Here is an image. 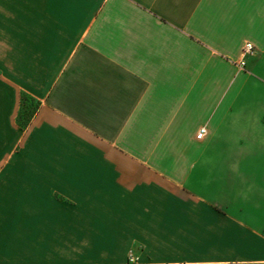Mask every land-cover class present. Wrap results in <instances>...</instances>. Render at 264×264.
I'll return each instance as SVG.
<instances>
[{"label": "crops", "instance_id": "0c3cea01", "mask_svg": "<svg viewBox=\"0 0 264 264\" xmlns=\"http://www.w3.org/2000/svg\"><path fill=\"white\" fill-rule=\"evenodd\" d=\"M131 253L264 264V0H0V264Z\"/></svg>", "mask_w": 264, "mask_h": 264}, {"label": "trees", "instance_id": "16d2710c", "mask_svg": "<svg viewBox=\"0 0 264 264\" xmlns=\"http://www.w3.org/2000/svg\"><path fill=\"white\" fill-rule=\"evenodd\" d=\"M20 104L21 106L17 117V122L20 128L25 130L38 112L40 104L27 95L21 96Z\"/></svg>", "mask_w": 264, "mask_h": 264}, {"label": "built area", "instance_id": "2783aa9c", "mask_svg": "<svg viewBox=\"0 0 264 264\" xmlns=\"http://www.w3.org/2000/svg\"><path fill=\"white\" fill-rule=\"evenodd\" d=\"M244 54L246 55H252L253 54V46L251 44H247L244 50ZM241 67L245 66L244 62H241ZM207 129L206 128H201L199 130V132L197 133L196 139L198 141H202L206 138L207 136ZM127 264H138V259L133 255V253L130 254L129 259H128V263Z\"/></svg>", "mask_w": 264, "mask_h": 264}, {"label": "rangeland", "instance_id": "374dc122", "mask_svg": "<svg viewBox=\"0 0 264 264\" xmlns=\"http://www.w3.org/2000/svg\"><path fill=\"white\" fill-rule=\"evenodd\" d=\"M242 109H244V108H242ZM237 111H238V109H237ZM212 118H213V116L210 115V122H211ZM221 118H222V115H220L219 119L218 118L216 119L215 126H221ZM210 126H199L200 129L203 128V127L208 129L207 130L208 131V136L203 141H199L200 143L198 145L199 146L198 154H205L207 152V145L210 144Z\"/></svg>", "mask_w": 264, "mask_h": 264}]
</instances>
